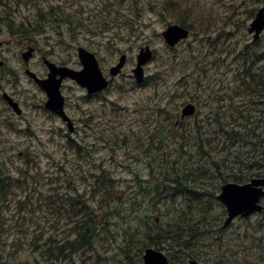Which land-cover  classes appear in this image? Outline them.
<instances>
[{"label":"rangeland","instance_id":"374dc122","mask_svg":"<svg viewBox=\"0 0 264 264\" xmlns=\"http://www.w3.org/2000/svg\"><path fill=\"white\" fill-rule=\"evenodd\" d=\"M42 6V18H31L27 24L29 28L37 24L42 28L35 35L41 50L28 64L36 73L47 75L44 54L59 64L82 69L79 46L94 52L109 73L122 55L127 56V61L99 96L90 97L73 79L64 80L62 90L79 130L70 133L64 122L45 108V92L25 73L27 66L21 52L26 48L17 38L9 37L4 26L1 37L9 40L6 45L11 49L3 50L9 59L5 70L0 69L5 76L0 83L22 98L26 110L24 117L16 118L20 129L17 125L15 129L6 128L0 122V166L24 181V185L18 186V181L12 185L9 197L14 195L15 199L0 208L16 227L0 249V263L13 261L15 256L19 259L24 253L35 261L34 251H30L34 233L42 229L44 234L69 230L68 217H57L55 208L61 194H75L77 198L78 188L83 192L91 190V198L92 194L105 197L107 201L93 202L91 207L96 215L107 210L104 214L108 232L100 228V241L92 250L75 252V264H143L142 256L148 247L141 252L140 248L149 241L148 234L177 232V222H184L178 231L183 244L173 241L175 234L162 244L149 246L166 252L172 264H186L181 260L180 248L187 252L188 264L190 259L201 264H263L264 227L259 223L264 226V212L250 219L239 218L233 227H226L225 206L214 196L221 192L222 179L215 173L213 163L220 161L227 175L245 174L249 172L247 164L253 160L251 154L264 147L240 137L234 146L226 148L227 135L219 132V123L214 121L217 115L209 118L217 105H209L207 99L197 102L190 95L193 86L204 89L203 79L208 80L211 91L209 77L217 59L224 60L225 56L226 62H232L238 58L241 42L252 40L247 26L264 7V0H46ZM12 7L14 28L32 17L29 13L37 12L32 5L18 2ZM208 20L211 26L204 33L202 28ZM170 24L192 26L191 36L170 47L162 35ZM214 40L223 43L225 49H220ZM144 46H149L154 55L145 65L149 80L141 84L135 79L134 68ZM200 63L209 68L206 75L195 73ZM9 65L15 72L8 76ZM232 65L237 70V63ZM227 69L230 70L228 65ZM220 71L218 82L230 83V76ZM190 102L199 105L198 113L180 120L183 107ZM159 106L169 112L164 115L156 111ZM180 121L184 125L175 129ZM201 139L206 148L202 158V152L196 151ZM91 170L97 178L89 175ZM261 172L264 175V167ZM255 173L251 170V175L245 174L243 183ZM178 176L189 189L204 184L208 195L202 198V205L201 199L189 207L190 200L182 193L171 196ZM97 180L100 185L94 184ZM28 191L33 203L22 206L21 197ZM182 211L186 218L180 215ZM139 216L146 217L145 226ZM122 249H128L131 255L126 257ZM39 261L53 264L44 257Z\"/></svg>","mask_w":264,"mask_h":264},{"label":"trees","instance_id":"16d2710c","mask_svg":"<svg viewBox=\"0 0 264 264\" xmlns=\"http://www.w3.org/2000/svg\"><path fill=\"white\" fill-rule=\"evenodd\" d=\"M119 16H121L120 18L124 17L121 12ZM29 21L30 20H22L21 24L18 27L14 28L16 36H19V33L25 34L29 32L30 28L27 27ZM209 21L210 20L206 21L205 27L202 28V31H205L204 33H206V31H209L210 29L211 24ZM124 22L127 23V20L125 19ZM10 25L12 27V24ZM36 26H38V24ZM184 26L193 30L191 28L192 26H188V24H184ZM16 38L17 37H14V39ZM249 38H251L252 40H248L246 43L241 42V49L240 51L237 50L239 55L237 59L233 60L232 62H226L227 60L225 56L223 57L224 60L217 59L215 63L216 65L214 66L216 67L214 71L215 73L213 72L209 77L210 83L213 84L211 91L208 90V80L203 79L202 84L204 86V89H198L193 86V92L190 95V97L197 102L198 100L207 99L209 105H211L212 102L217 105V107H213L211 111L212 114H209V118L211 117V115H217V117L214 118V121L219 123V126H217L219 127V132H223L227 135V140L225 141L224 145L226 146V148L234 146L237 142H239L240 137H242L245 142H249L255 146L256 144H258L259 146L264 147V40H262L261 38L254 39L251 36H249ZM208 40L209 42H211L209 36ZM17 41H20V45L22 46H25L26 44L36 46V43L32 39L27 40V38L21 39L20 37H18ZM214 42L215 44H220V49H225V45L223 43L221 44L217 40H214ZM215 44V48H218ZM211 51L215 52L216 49L212 48ZM215 55L218 56L216 52ZM234 62L237 63V70L232 65ZM227 65L229 66V71L227 69ZM208 69L209 68L204 66V63H200L198 66V70L195 71V73L198 72L201 75H206ZM219 71L227 76H230L231 82L228 84L225 82H218L217 75L219 74ZM148 80L149 77L147 78L146 82H148ZM160 107L161 106H159L156 111L161 112L164 115L169 112H167L165 108L160 109ZM183 125L184 123L180 121L175 129H180ZM239 126H241V128H239ZM185 134H187L186 131H184V135ZM210 140L211 138L209 139V142ZM201 141L202 143L196 149L197 152H202L199 156L200 158H202L204 150L206 149L204 148V140L201 139ZM221 149L225 157V147ZM251 158H253L252 162L247 164L249 172L246 171L245 174H250L251 170H254L256 173L252 176H262L261 171L264 167V149L260 148L258 150L257 148L256 150H254L253 154H251ZM222 161L224 162L225 158H222ZM239 163H242L241 156L239 157ZM213 164H215V173L219 176V179H222V183L228 181V179L225 177H230L231 179L229 180H233L239 183L243 182L244 179H246V175L244 173L241 174L240 172L233 173V175H227L224 171L225 168L220 161H215V163ZM94 173L95 172H92L91 170V172H89V175H91V177H96V173ZM223 174L225 177H223ZM7 175V173H4L2 172V170H0V208L3 205L6 206V202L10 203L15 199V197L13 198L14 195L9 197V194L13 190V184H16L18 181V186L24 185V181L19 176L15 177ZM87 175L88 173L84 174V176ZM178 178H181V176H178L176 178L177 186L174 188V192L171 196L174 197L175 194L182 193L180 195H184L190 200L188 201L189 207L192 205V203L199 204V200H201L205 195L206 189L203 188L204 184L201 182L197 184L198 186L189 189L188 185L185 184L186 181ZM102 182L103 179L100 180V183ZM94 184L100 185L99 180L95 181ZM94 184H92V187ZM188 184H190V182H188ZM103 187L105 189L107 188V186ZM89 192L91 193L92 191L89 190ZM89 192L87 189L83 192L81 191V189L77 188V198H75V194L70 196L67 194H61V197L59 199V201L61 202H57L58 206L55 208V214L57 217H68L69 220H66L67 223L69 221L71 222L69 230L64 229L61 234L60 232H48L47 234H44L43 229L39 232H36V234L34 233L30 237L32 239L31 241H33L34 243L30 251H34L33 259H35L36 262L30 260L29 254L24 253L21 257H19V259L17 258V256H15L13 261L9 259L1 260L0 264H39V257H44L53 264L77 263V260L75 259V252L80 253L82 252V250H85L87 248V250H92L94 248L93 245L100 241L99 237L102 233L100 228H102V230H104L106 234L108 232V228L105 226L108 221L105 218L106 214H104L107 212V210L102 212V214H100L102 216H100L96 215L91 207L93 205V202L101 204L104 201L105 197L103 199L97 198L94 194H92L91 198V194H88ZM59 193L61 192H58V194ZM21 199H23L22 202L20 201L22 206H24L23 204L31 206L33 203V198L31 197L29 191L24 196H22ZM203 202L204 201L202 199L200 205H202ZM179 213L182 216H184L183 213L186 214L185 211ZM8 215V213L4 214V212L0 211V249H2L4 242L7 239L11 238V235L14 234V231L16 229V227L11 222V217ZM139 220L141 225H146V217L139 216ZM177 224H179L177 228L180 229L181 225L184 224V222H177ZM179 229L176 230L177 232H175L174 230H168V233L166 232V234L158 232L154 234L149 233V241H146L144 243V245L140 248V252L143 250V248L149 247L152 244L159 245L163 242L168 241V237H174L175 234L176 237L173 239V241H176L179 244H183L184 242L182 234L178 235L180 234V232H178ZM190 229L191 228H189V231ZM171 231L174 233L173 235H169V233H172ZM12 244L14 246L17 245L14 241L12 242ZM180 250L183 251L181 254V260L185 261V254L187 252L183 248H180ZM129 252L130 251L128 249H122V253H125L126 257H129L131 255L129 254ZM128 264L133 263L128 262Z\"/></svg>","mask_w":264,"mask_h":264},{"label":"water","instance_id":"95a60500","mask_svg":"<svg viewBox=\"0 0 264 264\" xmlns=\"http://www.w3.org/2000/svg\"><path fill=\"white\" fill-rule=\"evenodd\" d=\"M264 29V7L257 13L255 19L248 27V32L253 33L254 37L258 38ZM163 35L170 45H176L180 40L185 39L189 35V30L178 25L171 24L163 32ZM34 48H30L23 54L26 61L33 54ZM153 51L149 46L143 47L137 56V66L134 68V76L138 83H142L145 80L144 66L151 60ZM79 58L83 65L80 70H74L67 66H58L56 63L45 59L50 72L44 79H39L37 76L27 71L31 76L35 77L40 86L47 92L48 101L47 107L53 112L58 113L64 120L70 121V118L64 111L65 97L62 95L60 87L62 79L65 77H71L75 81L85 87L88 93L92 94L100 91L108 86V81L105 79L99 62L96 56L87 49L79 48ZM127 56L122 55L119 63L111 68L113 75L118 74L126 63ZM8 100L13 104L15 109L20 112L17 103L12 99ZM196 110L194 104H188L183 109V116L193 114ZM70 129L73 130V126L70 123ZM264 196V178H254L250 182L245 184L238 183H226L222 186V193L218 198L227 206L229 217L226 221L228 224L235 216L241 214L242 216H248L256 211H262L263 206L259 203L261 197ZM144 264H171L169 257L165 252L160 249L149 247L145 250L143 255ZM192 264H197L195 260L191 261Z\"/></svg>","mask_w":264,"mask_h":264},{"label":"flooded vegetation","instance_id":"af4514ba","mask_svg":"<svg viewBox=\"0 0 264 264\" xmlns=\"http://www.w3.org/2000/svg\"><path fill=\"white\" fill-rule=\"evenodd\" d=\"M44 1L46 0H15L14 2H11V0H0V69H4L8 66V59H9V56L5 54V50L6 47H7V50H10L11 48L9 46H7L6 44L7 43H10L9 40L7 39H4L2 38L1 36L4 35L5 33V29H4V26H6V30H7V35H9V37H11L12 39H14V37H16L15 35V31H14V27L10 24H12V20L13 19V13H12V10H13V7L12 5L14 3H19V4H24V5H32L33 7L34 6H38L39 8L42 9V15H43V8L41 7V5L44 3ZM34 13L31 15L33 16ZM42 16L40 17H35V19L38 21V19H41ZM34 28H39V29H34ZM42 29L40 27H37V26H31L30 30L28 33H19L20 35L18 37L20 38H27V40H33L35 43H36V51H38L39 49L41 50V47L39 46V44L37 43V38H35V35L39 32V30ZM28 35V36H27ZM31 38V39H29ZM30 44H26V46H28ZM11 71H9L10 73L8 74L11 75V74H14V68L11 67L9 65ZM102 67V66H101ZM103 69V67H102ZM103 72H104V76L110 81V84L113 82V79L115 77H111L109 75V72H106L104 69H103ZM39 76L41 77H45L46 75H41L39 73H37ZM5 76L1 75L0 74V80L2 78H4ZM7 77V76H6ZM1 82V81H0ZM103 91L99 92V93H95V94H91L90 97H94V96H99L101 95ZM46 94V93H45ZM9 97L15 99L19 105L21 106L22 108V114H17L15 109L10 105L9 101L7 100ZM25 102L22 100V98L17 95L16 93H14L11 89H8V88H4V85L2 83H0V122H1V126H5L6 128H12V129H15L16 128V125H17V128L20 129L19 125L21 124H16L17 122V119L18 117L22 118L24 117V112H25ZM65 110L67 112V114L71 117V119L73 120V123H74V126L76 125V122H75V116H72L70 111L68 110V101H66V104H65ZM52 114L53 116H56L58 119L62 120L61 117H59L57 114H54L52 112L49 111V114ZM185 119V118H184ZM63 121V120H62ZM20 123H23L22 121H20ZM66 124V123H64ZM78 129H75L74 130V133H78ZM69 135V134H68Z\"/></svg>","mask_w":264,"mask_h":264}]
</instances>
